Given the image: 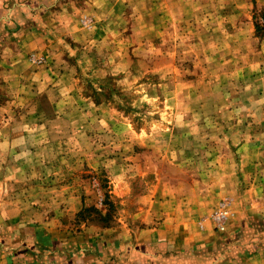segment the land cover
<instances>
[{
    "label": "rangeland",
    "instance_id": "obj_1",
    "mask_svg": "<svg viewBox=\"0 0 264 264\" xmlns=\"http://www.w3.org/2000/svg\"><path fill=\"white\" fill-rule=\"evenodd\" d=\"M4 3L30 40L0 27V264L264 247V0ZM170 218L214 237L164 256Z\"/></svg>",
    "mask_w": 264,
    "mask_h": 264
},
{
    "label": "crops",
    "instance_id": "obj_2",
    "mask_svg": "<svg viewBox=\"0 0 264 264\" xmlns=\"http://www.w3.org/2000/svg\"><path fill=\"white\" fill-rule=\"evenodd\" d=\"M17 8L8 9L7 4L4 3V0H0V19L4 17V22H0V27L9 26V29L17 30L14 33H11V37L14 38L16 43H23L24 41H29L30 37L29 33L22 34L20 32V24L12 22V20H9L13 15L16 13H19L22 11V8L16 6ZM4 15V16H3ZM8 15V17H7ZM3 16V17H2ZM8 20V21H7ZM1 29V28H0ZM20 34V35H19ZM1 35V34H0ZM6 42L3 36H0V43ZM19 62V61H18ZM152 203V202H151ZM150 208H148L149 210ZM148 210H145V215H147ZM163 221H160L157 223V227L150 229L149 232L150 237H153L151 240L156 245L161 244L162 246V254L165 256V252L168 251L169 256H171L169 249H174L179 254H186L190 251H195L196 248H198V245L202 243L203 241H207L208 238H213L214 236L208 232H196V231H190V229L185 228L184 226H180L178 223L173 222V218L170 219H162ZM149 241V240H148ZM202 248V246H199ZM249 246L242 245V249L239 251L241 253V261H237L236 264H264V247L262 249L256 248L254 245L248 248ZM252 250L255 251V253H252ZM152 257L149 260L141 259L138 260V262H130L132 264H154V262L151 261H158V264H161V255H158L156 252H152ZM159 252V251H158ZM140 254V253H138ZM147 255V253H145ZM184 256V255H183ZM177 256L167 257L164 258L162 264H195L193 262L192 257H183V260L181 262H172ZM198 257V256H197ZM196 257V258H197ZM182 258V257H180ZM173 259V260H172ZM177 259V258H176ZM198 259V258H197ZM200 259V258H199ZM120 264V262L114 261L113 264ZM99 264V263H98ZM207 264V263H206ZM208 264H211L209 262ZM213 264V263H212ZM216 264V263H215ZM226 264H235L232 261H229Z\"/></svg>",
    "mask_w": 264,
    "mask_h": 264
},
{
    "label": "built area",
    "instance_id": "obj_3",
    "mask_svg": "<svg viewBox=\"0 0 264 264\" xmlns=\"http://www.w3.org/2000/svg\"><path fill=\"white\" fill-rule=\"evenodd\" d=\"M229 216L228 207L225 204H220L217 209L211 214L210 221L219 231L223 230V225Z\"/></svg>",
    "mask_w": 264,
    "mask_h": 264
},
{
    "label": "trees",
    "instance_id": "obj_4",
    "mask_svg": "<svg viewBox=\"0 0 264 264\" xmlns=\"http://www.w3.org/2000/svg\"><path fill=\"white\" fill-rule=\"evenodd\" d=\"M261 25H262V24H261ZM263 25H264V24H263ZM254 28H255V31H256V32H257V31H258V32L263 31V33H264V30H263V29H264V26H254ZM79 212H80V211H79ZM79 212L76 214V216H81V213H79Z\"/></svg>",
    "mask_w": 264,
    "mask_h": 264
}]
</instances>
